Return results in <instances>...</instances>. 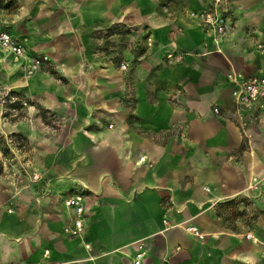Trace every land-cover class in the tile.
<instances>
[{"label":"crops","instance_id":"crops-1","mask_svg":"<svg viewBox=\"0 0 264 264\" xmlns=\"http://www.w3.org/2000/svg\"><path fill=\"white\" fill-rule=\"evenodd\" d=\"M227 1L224 39L192 15L213 0H18L2 12L51 59L23 82L29 115L42 106L64 124L0 180V264H132L140 243L143 264H264L243 236L264 239V118L247 115L249 146L228 77L264 73V0ZM175 52L188 54L168 61ZM79 183L87 227L70 237L64 200Z\"/></svg>","mask_w":264,"mask_h":264},{"label":"built area","instance_id":"built-area-1","mask_svg":"<svg viewBox=\"0 0 264 264\" xmlns=\"http://www.w3.org/2000/svg\"><path fill=\"white\" fill-rule=\"evenodd\" d=\"M6 9L0 7V20L2 12ZM193 16L200 20L201 26L206 32L212 33L215 39L228 38L234 30V21L230 14L227 0H213L212 6L207 10L194 12ZM257 51L264 56V41L254 37ZM0 48L12 55L16 60L24 61L23 68L29 75H33L48 67L51 59L47 54L31 53L25 42L13 34L9 28L0 22ZM188 53L175 52L167 53L166 58L170 62H182ZM122 69H127V63H121ZM228 77L234 84L233 108L236 116L237 126L240 128L247 144L252 146L253 138L248 131L247 115L257 119L264 118V73L246 76L240 72L231 71ZM214 112H219V107H214ZM41 174L33 172L32 182H39ZM250 188H257L250 184ZM90 190L84 184L79 183L78 188L65 198L64 204L71 211L72 217L69 223L63 227V233L70 237L82 236L87 227V198ZM166 222V220H165ZM185 230L196 237H203L205 234L195 224L190 223L184 226ZM243 236L255 244L264 247V239L256 236L252 231H246ZM89 248L90 244H86ZM49 254V250L45 251ZM145 251L143 243H140L132 264L144 263Z\"/></svg>","mask_w":264,"mask_h":264},{"label":"rangeland","instance_id":"rangeland-1","mask_svg":"<svg viewBox=\"0 0 264 264\" xmlns=\"http://www.w3.org/2000/svg\"><path fill=\"white\" fill-rule=\"evenodd\" d=\"M0 5L12 11L18 7V0H0ZM9 55L0 50L1 181L7 179L10 168H18L25 154L37 159L39 147L49 142L48 138L58 135L64 124L42 106L36 105L37 116L29 115L28 108L35 102L23 92V82L32 75L17 67L18 62Z\"/></svg>","mask_w":264,"mask_h":264},{"label":"trees","instance_id":"trees-1","mask_svg":"<svg viewBox=\"0 0 264 264\" xmlns=\"http://www.w3.org/2000/svg\"><path fill=\"white\" fill-rule=\"evenodd\" d=\"M0 7H3V6L0 5Z\"/></svg>","mask_w":264,"mask_h":264},{"label":"bare ground","instance_id":"bare-ground-1","mask_svg":"<svg viewBox=\"0 0 264 264\" xmlns=\"http://www.w3.org/2000/svg\"><path fill=\"white\" fill-rule=\"evenodd\" d=\"M1 50V49H0Z\"/></svg>","mask_w":264,"mask_h":264}]
</instances>
